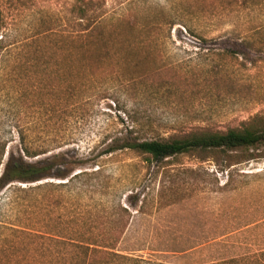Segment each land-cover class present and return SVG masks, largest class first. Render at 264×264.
<instances>
[{
  "label": "rangeland",
  "instance_id": "374dc122",
  "mask_svg": "<svg viewBox=\"0 0 264 264\" xmlns=\"http://www.w3.org/2000/svg\"><path fill=\"white\" fill-rule=\"evenodd\" d=\"M0 5V174L22 136L49 150L25 160L63 157L48 178L17 183L32 191L0 193V264H264V144L151 164L130 150L105 154L131 125L124 110L148 118L142 135L160 140L263 127L264 0ZM81 10L102 16L83 34ZM69 171L98 173L60 185ZM121 205L132 217L116 255L90 260L79 240Z\"/></svg>",
  "mask_w": 264,
  "mask_h": 264
},
{
  "label": "trees",
  "instance_id": "16d2710c",
  "mask_svg": "<svg viewBox=\"0 0 264 264\" xmlns=\"http://www.w3.org/2000/svg\"><path fill=\"white\" fill-rule=\"evenodd\" d=\"M1 8V5H0ZM101 15L92 14V16H87L81 10L80 15L77 17L78 26L76 29L77 33H86L93 30L94 25L100 19ZM85 19L89 21L84 23ZM1 9H0V31H1ZM81 34V37L84 35ZM79 36V38H81ZM3 40L1 37L0 41ZM99 40H91L88 45V53L90 55V66L91 72L94 70V60L93 56L97 55L101 48L104 46ZM3 48L2 42H0V49ZM127 61H129L127 59ZM130 62V61H129ZM154 74L150 73L149 76ZM108 95V94H107ZM103 96V98H109V96ZM124 113L128 115L130 119V126L127 129V133L122 138L111 139L105 154H113L120 150H130L134 152L137 156L142 157V159L148 163H160L165 159L172 157H177L179 155L187 154L190 152H205V151H222L231 152L237 151L244 148L255 147L260 144H264V126L257 128L255 126H248L242 129H230L225 133L217 132H202L193 133L182 138H171L168 140H160L154 138H145L142 132L146 131L152 127L151 122L145 116H140L139 112L136 110L134 112L124 110ZM21 151L22 154L16 159L10 157L5 163L2 173L0 174V193L4 190L8 195H15L21 192L32 191L33 188H26L17 185L28 184L41 181L42 179L48 178L51 174V170L54 166H63V157L55 156L52 163H32L25 158H36L43 154L49 152L47 148L41 150H35L30 146H27L25 142V137L22 136L21 139ZM7 147V142H0V164L5 156V151ZM58 163V164H57ZM99 171V170H98ZM98 171L89 174L88 172H79L77 174L71 175L70 171L66 173L59 174L57 177L66 179V182L60 185H69L78 179L85 176H91L97 174ZM47 186H54L52 182L45 183ZM36 188H43L37 186ZM116 218L114 220H109L108 222H103L99 229L100 232H94L90 230L86 238H81L80 248L85 250V254L90 260H93L96 254H115L114 250L119 244L124 231L129 224L132 217V213L124 206H119L114 214ZM94 228V227H93ZM116 255V254H115ZM123 259L133 261V258L126 256H121Z\"/></svg>",
  "mask_w": 264,
  "mask_h": 264
}]
</instances>
